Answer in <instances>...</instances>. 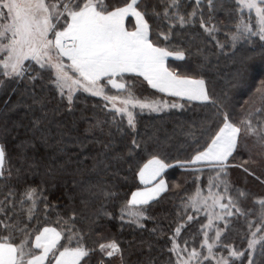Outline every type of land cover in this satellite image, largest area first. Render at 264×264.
Returning <instances> with one entry per match:
<instances>
[{
	"label": "trees",
	"instance_id": "trees-1",
	"mask_svg": "<svg viewBox=\"0 0 264 264\" xmlns=\"http://www.w3.org/2000/svg\"><path fill=\"white\" fill-rule=\"evenodd\" d=\"M138 4L147 13L153 38L163 33L159 35L162 46L183 56L170 66L202 77L209 89L223 92L221 104L241 131L235 155L224 170L189 166L195 149L207 138L209 109L155 92L133 76L125 78L138 81L140 86L134 88L140 96L183 107L157 113L136 109L135 129H128L126 118L117 126L119 115L113 120L114 110L105 108L102 98L81 90L74 93L79 96L75 112L66 115L71 111L66 107L55 111L59 94L53 100L45 91L46 106L30 108L31 87L0 83V143L7 141L0 174V240L10 235L17 244L28 241L31 246L45 226L74 229L91 250L87 264H169L170 260L177 264L175 245L197 250L205 237L207 218L189 208L190 200L199 191L207 193L213 181H222L219 192L231 199L240 195L236 200L250 213L245 222L250 221L252 229L247 230L244 221L236 226L230 218L218 251L228 254L224 248L231 246L244 250L250 238L259 237L262 243L254 253L255 264H264V210L260 208L264 206V42L258 38V20L249 15L255 35L244 36L238 35L239 27L249 25L243 22L247 15L239 0H141ZM242 55L243 67L238 62ZM45 114L48 118L38 125L47 129L42 136L32 125L36 116ZM133 138L145 145L143 151L130 150ZM24 153L35 155L48 168L29 171ZM151 154L170 167L164 175L168 189L149 205L137 207L144 213L137 224L128 212L135 206L128 201L131 192L143 187L137 165ZM112 242L118 248L107 249L113 253L107 256L100 245Z\"/></svg>",
	"mask_w": 264,
	"mask_h": 264
},
{
	"label": "snow or ice",
	"instance_id": "snow-or-ice-1",
	"mask_svg": "<svg viewBox=\"0 0 264 264\" xmlns=\"http://www.w3.org/2000/svg\"><path fill=\"white\" fill-rule=\"evenodd\" d=\"M239 3L249 9H256L260 19L258 38L264 42V8L258 7L252 0H239ZM146 14L139 10L138 0H108L107 3L103 0H68L67 3L0 0V66L3 69L0 72V83H24L25 87H31L30 108L33 105H40L41 108L46 106L42 95L45 91L53 100L59 94L55 111L66 107L71 110L66 115L75 112L74 101L79 96L73 94L74 90H82V93L102 98L105 108L112 105L114 112L110 114L113 120H116V114L119 115L118 127L122 126L126 117L127 128L135 129L136 108L141 112L144 109L160 112L165 107H183L176 103L168 105L163 101L142 102L131 95L121 99L123 107H116L117 97L107 94L108 85L113 89L123 90L125 84L122 81L126 76L143 78L151 89L161 94L185 102H196L209 109L207 138L195 149V154L188 163L208 164L224 170L226 162L236 152V141L232 139L230 129L236 128L239 132V128L232 121L229 111L221 104L223 92L218 94L209 89L202 77L183 74L169 66L168 59L173 56V52L162 46L164 42L159 40V35H164L163 33L155 39L150 34ZM245 31L248 35H255L250 29L245 28ZM167 39L165 36V40ZM261 47L264 48V43ZM235 54L234 51L232 55ZM238 62L243 67L245 56H240ZM239 75L238 72L237 76ZM37 85L39 93L36 92ZM66 89L67 104L64 103ZM47 118L45 114L36 116L33 121V128L41 132L42 136L47 129H40L38 125L42 119ZM77 140L83 143L79 137ZM144 147L135 138L129 146L131 151H143ZM148 147L151 148V145ZM6 154L7 141L0 143V164ZM23 160L24 166L32 172H37L42 167L48 168V164L35 155L24 153ZM137 168L143 187L131 192L128 203L149 205L166 189L162 174L168 164L160 156L151 154ZM20 172L23 174L24 169H20ZM214 203H219V200ZM219 206L224 213L231 215L228 205L220 203ZM143 215V212L138 213L133 223L138 224L139 217ZM4 228L7 230L8 225L5 224ZM179 232L180 229L177 228L176 233ZM220 235L217 231V239ZM83 239L76 235L74 229L62 231L49 226L38 230L31 246L28 241L17 244L10 235H6L0 240V264H87L91 250L84 246ZM210 239L205 234L204 244L212 252L213 244L209 242ZM254 245L255 240L249 239L247 249H233L227 259L221 257L216 264H245V258L248 264H255L251 251ZM116 248L118 245L115 242L107 246L100 245V250L106 252L107 256L113 254L107 249ZM224 250L228 251V248L225 247ZM183 252L184 249H180V253ZM180 253L176 255L178 264H188L180 258ZM192 255L196 256L197 253L193 251ZM169 264L173 262L170 260ZM205 264H210V261L206 260Z\"/></svg>",
	"mask_w": 264,
	"mask_h": 264
},
{
	"label": "rangeland",
	"instance_id": "rangeland-1",
	"mask_svg": "<svg viewBox=\"0 0 264 264\" xmlns=\"http://www.w3.org/2000/svg\"><path fill=\"white\" fill-rule=\"evenodd\" d=\"M197 1H199V0H197ZM47 2H49V3H67L68 0H62L61 2H53V1L47 0ZM252 2L255 3L258 7L264 8V3H262V0H252ZM241 10H242V13L247 15V17L243 19L244 23H247L249 25V23H250L249 21H252V19H249L248 17H249V15H251V16H254L255 19L258 20L257 25L259 23V26H260V19L256 14L255 8L249 9L246 7V5H241ZM245 28L251 30L250 25L239 27L238 35H244V36L248 35V32L245 31ZM2 71H3L2 66H0V72H2ZM122 82L125 84V88L123 90L113 89V88H111V85H108V88L106 89L108 95L117 97V100L115 101L116 107H123L124 105L121 103V99L126 98L129 95L134 97L136 100H139L142 102L162 101L163 100V99L162 100L157 99L156 97H147V96L142 97V96H140L139 93L137 92V89L134 88V87L140 86L138 81H135V80L129 81L128 79L125 78L124 81H122ZM131 87H133V88H131ZM76 92H77V90H74L73 94ZM65 93H67V89L65 90ZM163 102H166V101L163 100ZM109 107H110V109H113L111 104H109ZM136 109L138 111H140L139 108H136ZM165 109H168V107L163 108V110H165ZM143 111L152 112V111H149L148 109H144ZM152 113H157V112H152ZM250 132L252 135H254V133H255V131H253V130H251ZM240 133H241V131L239 129V135H240ZM238 141H239V138H238ZM3 163H4V161H3ZM3 163L0 164V174H1V169H2ZM227 165H228V163H227ZM207 166H209V165H207ZM210 167H213V166H210ZM222 185H223L222 181H213L211 183V186L207 188V193H203L202 191H199L196 193L194 198H192L190 200L189 208L193 212H195L196 214H198L200 216H206V218H207V223L205 224L203 229L205 231V234L210 233L209 238H211V239L209 242H211L213 244V251L212 252L208 251L206 245L204 244L205 237H204V241L201 242V244L199 245V248L197 250L195 248H187V247L186 248L185 247L179 248L178 245H175V249L178 250L176 252V255H177V253H180V249H184V252L180 253V258L187 261L188 264H197V258H199V264H205L206 260L210 261V264H216V261L220 260L221 257L227 259L229 256V253L223 254L222 252H219L218 250H219V248H221V238H222L221 236L225 233L227 226H229V219L234 218L233 221L235 222V225L237 226L238 222L239 223L243 222V221L245 222L246 218L249 217V215H250V213H248V211L246 210L245 205H243L238 200H236L238 198V196H240V195H236L237 198L235 197L234 199H231V197L223 195L221 192H219V188ZM213 187H218V188L211 189ZM217 199L219 200V203H214V201ZM224 200H227L226 203L223 202ZM220 203L228 205L229 210L231 212L230 216L227 213L223 212V210L219 206ZM260 208H261V210H264V206H262V207L260 206ZM260 208H258V210H260ZM128 212H129V215L132 216L134 221L137 219V214L140 213V211L137 209V206L133 207V209L128 210ZM221 217H223V218H221ZM239 218H241V219H239ZM141 221H142V217H139V223ZM242 227L243 226H241V228ZM245 227L247 230L252 229L250 221L245 222ZM217 231H219L221 234L219 239H217V237H216ZM250 239L255 240L254 248L251 250L254 254L262 242H261L259 237L254 236ZM233 249H234V247L231 246V247H229L228 251L230 252ZM245 249H247V242H246V248ZM193 251H195L197 253L196 256L192 255ZM245 260L247 262V258H245ZM176 262H177V260H176ZM177 264H178V262H177ZM247 264H248V262H247Z\"/></svg>",
	"mask_w": 264,
	"mask_h": 264
},
{
	"label": "crops",
	"instance_id": "crops-1",
	"mask_svg": "<svg viewBox=\"0 0 264 264\" xmlns=\"http://www.w3.org/2000/svg\"><path fill=\"white\" fill-rule=\"evenodd\" d=\"M141 0H138V3L140 2ZM183 60V56L182 55H180V54H173V56H171V57H169V59H168V64H169V66H170V63L171 64H173V63H176L177 61H182ZM171 67V66H170ZM172 68V67H171ZM134 77V76H133ZM136 78H138V77H136ZM138 79H140V80H142L143 81V78H138ZM145 84H146V86L148 87V88H150L148 85H147V83H146V81H143ZM151 89V88H150ZM151 90H153V89H151ZM153 91H155V92H158V91H156V90H153ZM159 93V92H158ZM163 95H166V94H163ZM166 96H168V95H166ZM171 97V96H170ZM179 99V98H178ZM230 131H231V134H232V139L234 140V141H236V148H237V144H238V138H239V132H237V130H236V128H231L230 129ZM226 163H228V162H226ZM207 166L208 164H202V163H192V164H189V166ZM209 166H212V165H209ZM169 166H168V168L165 170V172L162 174V178L164 179V175H165V173L169 170ZM159 179V178H158ZM165 180V179H164ZM165 182H166V180H165ZM141 183V182H140ZM143 186V185H142ZM167 189H168V185H167V182H166V189H165V191L164 192H162L161 194H160V196L162 195V194H164L166 191H167ZM159 196V197H160ZM159 197H156V198H154L153 199V201L154 200H156V199H158ZM152 202V201H151ZM133 206H143V205H133Z\"/></svg>",
	"mask_w": 264,
	"mask_h": 264
}]
</instances>
